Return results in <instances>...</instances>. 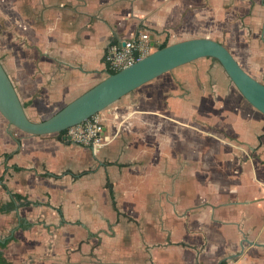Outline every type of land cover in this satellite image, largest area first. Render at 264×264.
Returning <instances> with one entry per match:
<instances>
[{
  "label": "crops",
  "instance_id": "1",
  "mask_svg": "<svg viewBox=\"0 0 264 264\" xmlns=\"http://www.w3.org/2000/svg\"><path fill=\"white\" fill-rule=\"evenodd\" d=\"M139 32L153 50L221 42L264 82V0H0V62L35 121L108 76L107 46ZM100 113L110 141L95 149L0 115L7 262L264 264V115L217 61L180 65Z\"/></svg>",
  "mask_w": 264,
  "mask_h": 264
},
{
  "label": "water",
  "instance_id": "2",
  "mask_svg": "<svg viewBox=\"0 0 264 264\" xmlns=\"http://www.w3.org/2000/svg\"><path fill=\"white\" fill-rule=\"evenodd\" d=\"M203 57L217 60L241 96L264 115V82L249 75L225 45L204 37L190 38L154 49L133 64L109 74L52 115L38 121L30 119L25 113L0 62V115L9 126L30 135L59 134L102 112L121 97L157 76ZM68 139V136L61 135V140Z\"/></svg>",
  "mask_w": 264,
  "mask_h": 264
},
{
  "label": "built area",
  "instance_id": "3",
  "mask_svg": "<svg viewBox=\"0 0 264 264\" xmlns=\"http://www.w3.org/2000/svg\"><path fill=\"white\" fill-rule=\"evenodd\" d=\"M153 51L147 32H139L132 38L110 43L104 52V61L109 72L127 67ZM64 135L74 144L99 148L109 143L101 113L90 116L83 122L67 128Z\"/></svg>",
  "mask_w": 264,
  "mask_h": 264
},
{
  "label": "trees",
  "instance_id": "4",
  "mask_svg": "<svg viewBox=\"0 0 264 264\" xmlns=\"http://www.w3.org/2000/svg\"><path fill=\"white\" fill-rule=\"evenodd\" d=\"M167 45V43H162V44H160L159 46H158V48H162V47H164V46H166ZM213 60H215V59H213ZM215 61H217V60H215ZM218 62V61H217ZM111 73H114L113 71L112 72H109V74H111ZM64 133V131L63 132H60L59 134H58V136L60 137V139H61V135ZM16 169H20V168H17L16 167ZM14 198L16 199V200H20L21 199V197L19 196V195H17V194H15L14 195ZM13 203L12 202H7V203H2L1 205H0V212H8V211H10L11 209H13ZM26 226H28V224L26 225ZM7 241L8 240H6L5 242H3V243H1L0 242V264H10L9 262H7L6 260H5V258L3 257V255H2V252H1V249L5 246V244L7 243Z\"/></svg>",
  "mask_w": 264,
  "mask_h": 264
},
{
  "label": "rangeland",
  "instance_id": "5",
  "mask_svg": "<svg viewBox=\"0 0 264 264\" xmlns=\"http://www.w3.org/2000/svg\"><path fill=\"white\" fill-rule=\"evenodd\" d=\"M38 120V119H37ZM40 120V119H39ZM56 135H58V134H56Z\"/></svg>",
  "mask_w": 264,
  "mask_h": 264
}]
</instances>
